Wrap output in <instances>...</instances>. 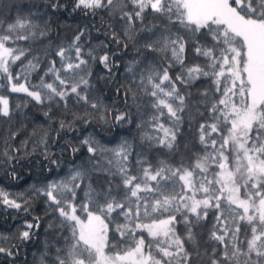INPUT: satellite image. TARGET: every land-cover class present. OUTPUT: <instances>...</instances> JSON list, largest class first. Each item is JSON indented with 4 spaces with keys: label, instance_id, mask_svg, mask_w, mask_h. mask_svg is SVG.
Instances as JSON below:
<instances>
[{
    "label": "snow or ice",
    "instance_id": "6c2138e0",
    "mask_svg": "<svg viewBox=\"0 0 264 264\" xmlns=\"http://www.w3.org/2000/svg\"><path fill=\"white\" fill-rule=\"evenodd\" d=\"M0 165V264H264V0H0Z\"/></svg>",
    "mask_w": 264,
    "mask_h": 264
},
{
    "label": "trees",
    "instance_id": "16d2710c",
    "mask_svg": "<svg viewBox=\"0 0 264 264\" xmlns=\"http://www.w3.org/2000/svg\"><path fill=\"white\" fill-rule=\"evenodd\" d=\"M33 82L35 83L36 81L33 80ZM22 96L23 94H15V93L9 94L10 105L14 106L16 103L21 102L20 98ZM39 159H42V157H39L38 154H36L35 156H25L21 161V163L24 166L22 168L20 167V165L16 166L20 175H22L25 179H27L29 183L34 182V180L29 179L30 177H34L41 172H44V173L47 172V168H44L43 170L41 169L40 164L38 163ZM3 183H6V181L4 180L3 165H0V184H3ZM24 187H26V185L23 183V181H21L20 190H22ZM22 215L23 214L21 213V216ZM32 215H40L42 220H47V218L43 216L42 211H35L32 213ZM12 224H13V221L11 220V218H8L7 220H5L3 215H0V233H6L8 227ZM28 259L29 260L32 259L31 252L28 253Z\"/></svg>",
    "mask_w": 264,
    "mask_h": 264
}]
</instances>
